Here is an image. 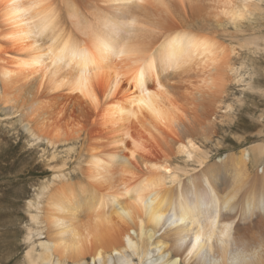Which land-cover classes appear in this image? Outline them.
<instances>
[{"label":"bare ground","instance_id":"1","mask_svg":"<svg viewBox=\"0 0 264 264\" xmlns=\"http://www.w3.org/2000/svg\"><path fill=\"white\" fill-rule=\"evenodd\" d=\"M248 1L0 0V82L28 91L29 143L88 150L79 200L52 201L48 233L35 211L63 167L28 201L30 264H264V139L210 158L222 101L205 95L226 88L234 50L191 24L237 27ZM178 155L200 169L178 177Z\"/></svg>","mask_w":264,"mask_h":264},{"label":"rangeland","instance_id":"2","mask_svg":"<svg viewBox=\"0 0 264 264\" xmlns=\"http://www.w3.org/2000/svg\"><path fill=\"white\" fill-rule=\"evenodd\" d=\"M62 3L64 2L61 1L63 6ZM241 3L237 6L241 7ZM246 3L253 12L248 14V18L241 21L237 27L230 22L217 23L215 20L204 19H201L204 22L195 20L191 23L195 24L194 28L212 31L213 35L217 32L215 35L217 39L234 50L233 56L231 55V66L234 72L228 71L226 88L222 93L209 92L210 96L205 95L209 102L219 99L222 101L218 104L219 112L216 116V119L218 118L217 133L207 143L206 149L210 153V158L214 160L224 158L230 151L238 152L240 145L243 143L245 145L244 141L249 137L251 144L252 140L256 141L258 137L264 139L262 137L264 136V0H249ZM185 8L186 15L188 14L186 17L189 18L192 12L188 3ZM224 20L225 17L221 19V21ZM194 70L190 74L195 73L197 68ZM2 84L0 82V264H30L26 255L27 232L31 226L30 214L27 212L28 201L34 197L36 187L39 188L42 182L53 177L55 170L63 167L62 176L64 177L55 184L48 195L43 197L42 210L35 211L38 214V220L44 222L39 225L45 228V233H48L50 228L47 217L56 208L51 206L52 201L56 205L60 199V202L63 199L72 200L71 204H76L79 200L77 198L81 191L79 185L87 181L81 178L82 172L78 171H80L79 168L87 166L84 164L88 150L82 151L81 142L61 143L55 146H48L46 142L35 145L29 143L31 139L28 133L29 127L36 128L38 122L34 120L36 118L26 106L30 99L28 91L20 89L17 85ZM258 131L262 135H259ZM176 157L173 158V164L184 172H188L187 175L177 174L178 177L186 179L193 172L195 173V170L197 172L200 169L193 158L188 159L185 155ZM169 180H166L167 187L174 185ZM114 184L115 179L112 178L102 184V187L98 188L99 192L94 197L96 198L94 202L98 200L99 195L114 194L116 192ZM56 190L60 191L59 195L55 194ZM104 199L109 198L104 197ZM109 204L110 200L101 212H108ZM53 213L59 215L57 211ZM91 217L92 214L89 212L84 219L75 223L80 233L87 227H92ZM115 221H117L116 218H114ZM108 230L111 233L117 232L114 229ZM252 231L256 233L255 229ZM57 237L52 235L54 241L59 240V237L55 240ZM106 237L109 238L108 233ZM99 244L101 241L97 242V245ZM39 250L38 247L37 251ZM88 262L91 263V260L88 259Z\"/></svg>","mask_w":264,"mask_h":264}]
</instances>
